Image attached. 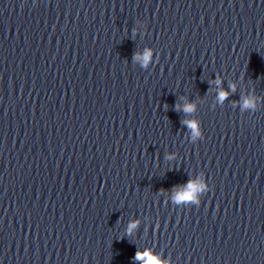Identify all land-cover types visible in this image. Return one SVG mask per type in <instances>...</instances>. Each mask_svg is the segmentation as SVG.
I'll return each mask as SVG.
<instances>
[{
  "label": "water",
  "instance_id": "1",
  "mask_svg": "<svg viewBox=\"0 0 264 264\" xmlns=\"http://www.w3.org/2000/svg\"><path fill=\"white\" fill-rule=\"evenodd\" d=\"M137 250L264 264V0H0V264Z\"/></svg>",
  "mask_w": 264,
  "mask_h": 264
},
{
  "label": "clouds",
  "instance_id": "2",
  "mask_svg": "<svg viewBox=\"0 0 264 264\" xmlns=\"http://www.w3.org/2000/svg\"><path fill=\"white\" fill-rule=\"evenodd\" d=\"M152 57V52L150 49H146L141 56L140 54H136L134 56V59L137 61L142 62L143 67H147L150 63ZM220 81L217 80V84H219ZM234 88V85L232 86ZM226 94L223 90H221L218 94V99L223 102L224 99H226ZM244 108L254 107V102L251 99L245 100L243 104ZM195 106L191 104H186L184 106L183 111L185 113H190L194 111ZM183 124L187 125L190 129H192V137L195 140L196 137L201 136V133L197 131L199 122H193L189 120L182 121ZM204 138V134L201 137ZM171 157H169L170 159ZM206 186L203 183H195V182H189L186 186H184L178 194L174 196V199L177 202H195L199 204V201L196 199V194L201 190L204 189ZM138 222L130 223L129 225V234L131 233V230L134 229L137 226ZM135 261H140L141 264H158V257L151 254L149 251H144L141 253L140 251H136L134 257L132 258Z\"/></svg>",
  "mask_w": 264,
  "mask_h": 264
}]
</instances>
